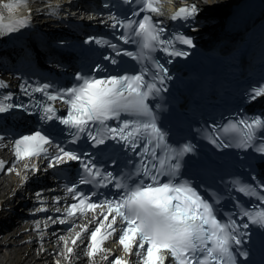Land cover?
<instances>
[{
  "label": "snow or ice",
  "instance_id": "snow-or-ice-1",
  "mask_svg": "<svg viewBox=\"0 0 264 264\" xmlns=\"http://www.w3.org/2000/svg\"><path fill=\"white\" fill-rule=\"evenodd\" d=\"M162 5L105 0L107 11L96 14L106 19L99 22L123 45L103 35H88L78 47L62 39L60 54L77 62L69 80H25L26 102L10 91L0 96V147L15 155L0 159V171H15L25 182L51 168L64 185V196L53 197L61 215L35 221L41 243L49 223L71 221L57 235L54 264H72L80 245L89 264H99L98 254L104 264H264V115L241 107L223 124L181 135L169 65L193 55L197 42L185 27H199L203 9L197 0L183 3L169 25L159 19ZM46 7L61 14L51 0ZM32 14L29 0H0V37L30 28ZM49 63L67 69L62 59ZM6 87L0 79V89ZM260 97L264 77L244 92L249 105ZM21 119L34 127L16 132L9 120ZM43 192L35 194L41 203L34 212L48 210ZM109 240L118 241L122 254L105 246Z\"/></svg>",
  "mask_w": 264,
  "mask_h": 264
},
{
  "label": "bare ground",
  "instance_id": "bare-ground-1",
  "mask_svg": "<svg viewBox=\"0 0 264 264\" xmlns=\"http://www.w3.org/2000/svg\"><path fill=\"white\" fill-rule=\"evenodd\" d=\"M67 0H51L53 3H63ZM208 14L220 17L224 12L234 5L237 0H197ZM37 3L35 11L50 12L49 9H41L49 3V0H34ZM42 22L48 19L43 17ZM3 37V36H2ZM0 37V40L3 38ZM3 152L0 150V156ZM18 174L13 171H6L0 174V198L12 200L20 191L14 186L17 181ZM35 233L28 224L13 228L11 232L0 238V264H54L56 254L53 251L57 247L56 241L50 244L37 242ZM78 253V252H77ZM79 254V253H78ZM89 260V259H88ZM90 262V261H89ZM99 262V261H98ZM72 264H84L82 255L79 254L78 259H73ZM89 264V263H88ZM100 264V262H99Z\"/></svg>",
  "mask_w": 264,
  "mask_h": 264
}]
</instances>
